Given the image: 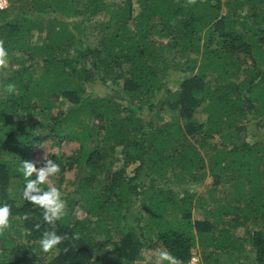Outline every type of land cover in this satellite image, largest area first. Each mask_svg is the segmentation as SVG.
<instances>
[{"label":"trees","instance_id":"obj_1","mask_svg":"<svg viewBox=\"0 0 264 264\" xmlns=\"http://www.w3.org/2000/svg\"><path fill=\"white\" fill-rule=\"evenodd\" d=\"M6 1L0 203L10 215L0 264H134L160 249L180 264L196 253L203 264H264V0ZM176 72L185 76L172 90L166 79ZM96 79L119 88L85 92ZM155 107L182 122L163 121ZM47 139L78 143L47 156L60 165L52 182L65 201L54 224L21 198L16 172ZM72 168L85 173L64 192ZM206 176V195L187 188ZM194 206L204 217L192 216ZM44 230L65 236L47 253L36 244Z\"/></svg>","mask_w":264,"mask_h":264},{"label":"clouds","instance_id":"obj_2","mask_svg":"<svg viewBox=\"0 0 264 264\" xmlns=\"http://www.w3.org/2000/svg\"><path fill=\"white\" fill-rule=\"evenodd\" d=\"M7 51L0 42V65L4 64ZM7 92L14 93V85H7ZM39 165V166H37ZM16 172L23 178L21 198L42 209V217L47 224H54L65 214V201L61 198V192L56 187L52 178L60 172V165L53 159L43 158L42 161H30L21 159L16 166ZM48 185L47 188L43 187ZM10 205L0 203V232L9 227ZM39 227V225H37ZM79 233L73 234L77 239ZM65 236L57 234L55 230L41 232L36 244L41 252L47 253L56 249ZM196 257H192V264H196ZM155 264H180L178 259L167 249H160L155 253Z\"/></svg>","mask_w":264,"mask_h":264},{"label":"rangeland","instance_id":"obj_3","mask_svg":"<svg viewBox=\"0 0 264 264\" xmlns=\"http://www.w3.org/2000/svg\"><path fill=\"white\" fill-rule=\"evenodd\" d=\"M7 5H8V3H6V6ZM244 13H246V9L242 10V16L244 15ZM222 15H223V12H222ZM211 44H212V42H211ZM31 64H32V67L30 66V68H28V70L30 72H33L34 66H33L32 62H31ZM4 65H6V59H4ZM5 68H6L5 70L7 71L8 67L5 66ZM14 68H18V66L14 65ZM33 73H34V75H37V70H35V72H33ZM184 76H185L184 74L176 72L174 75H172L171 77L166 79L167 86H169L172 90L176 89L179 82L182 80V78ZM118 88H119V86L112 85V83L110 81L103 83L98 79H96L92 82H86L83 85L84 91L88 92L94 96H102L106 92L113 94V93L117 92ZM52 98L55 99V97H52ZM55 103L57 105L63 104V103H64V105H67L69 102L64 98L62 100H60V98H58L55 101ZM157 111H158L157 107H155L153 109V112H155L154 114L160 115L162 120L165 122H171V121L176 119V118H174L176 111L171 112V110H169V109L162 110L161 112H157ZM53 112L55 113L54 109H53ZM34 120H36V119H29L26 117L25 118V121H26L25 124L32 123ZM87 120L95 122V120L93 118H91V120L88 118ZM178 122L180 123L182 121H178ZM258 129H259L258 131H261V128H258ZM242 136H243V134L241 135V137ZM250 138H252V137H250V133H249L246 135L245 139L249 140ZM77 146H78V143L74 140H61L59 143H54L51 140L47 139V140L41 141L40 143L36 144L32 148L31 161H33V162L42 161L43 158L44 157L47 158V156L50 153H55L57 155L71 154L77 148ZM122 163H123V158L121 159L120 156H118V161H115L113 169L119 168L122 165ZM37 166H39V165H37ZM132 167H133V165H131V164L129 166H127L126 170L128 173H130V170ZM84 173H85V171H82L78 168H72L70 170L65 171L64 181L61 184V188L64 190V192L74 190L76 185L80 182V179L82 178ZM211 183H212L211 176H206L205 179L203 180V182H201V183H190L187 188L190 189L192 192H194L196 195H201L202 193H203V195H206V192H207L209 186H211ZM169 187L175 192H180L179 191L180 187L174 182H171ZM133 208H134V210L131 213H129V215H128V219L131 221V223H132V218L135 215V212L137 210L139 211V205L136 204V205H134ZM76 213H77L78 217H83L85 215L84 211L82 209H78V208H77ZM192 216L194 218L204 217L202 208H200V207L197 208L196 206H194L192 209ZM133 224L134 223H132L131 225H133ZM247 227L251 228V226L247 225V224H244L241 227H237L236 232L243 235ZM193 256H198L200 258V255L198 253L194 254ZM134 264H155V261H152V260L143 261V262L137 261Z\"/></svg>","mask_w":264,"mask_h":264},{"label":"built area","instance_id":"obj_4","mask_svg":"<svg viewBox=\"0 0 264 264\" xmlns=\"http://www.w3.org/2000/svg\"><path fill=\"white\" fill-rule=\"evenodd\" d=\"M7 1L6 0H0V8H3L6 6ZM192 257H196V264H203L201 259L198 256H192ZM192 257L189 259V261L186 264H192Z\"/></svg>","mask_w":264,"mask_h":264}]
</instances>
